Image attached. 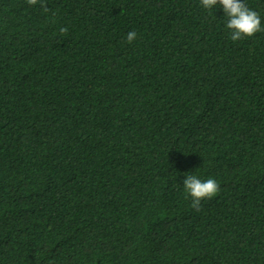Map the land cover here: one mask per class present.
I'll use <instances>...</instances> for the list:
<instances>
[{
	"label": "trees",
	"instance_id": "16d2710c",
	"mask_svg": "<svg viewBox=\"0 0 264 264\" xmlns=\"http://www.w3.org/2000/svg\"><path fill=\"white\" fill-rule=\"evenodd\" d=\"M45 2L0 0V264H264V32L201 0ZM187 175L220 185L199 211Z\"/></svg>",
	"mask_w": 264,
	"mask_h": 264
},
{
	"label": "clouds",
	"instance_id": "9594fccd",
	"mask_svg": "<svg viewBox=\"0 0 264 264\" xmlns=\"http://www.w3.org/2000/svg\"><path fill=\"white\" fill-rule=\"evenodd\" d=\"M27 3L32 6L39 5L46 12L50 11L45 0H27ZM201 4L208 10L216 6L223 8L227 17L225 26L230 33V39L234 42L264 32L259 13L249 8L245 0H201ZM54 15L55 13H53ZM60 32L62 34L67 33V29L61 27ZM136 37L137 33L130 31L127 34L128 43H132ZM183 185L186 193L191 197L192 208L197 211L200 210L203 200L215 197L220 190V185L215 179L201 180L196 175H187Z\"/></svg>",
	"mask_w": 264,
	"mask_h": 264
}]
</instances>
